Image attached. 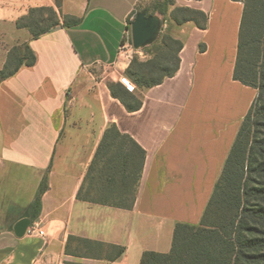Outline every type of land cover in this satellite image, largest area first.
<instances>
[{"label": "crops", "instance_id": "obj_1", "mask_svg": "<svg viewBox=\"0 0 264 264\" xmlns=\"http://www.w3.org/2000/svg\"><path fill=\"white\" fill-rule=\"evenodd\" d=\"M156 1L0 0V68L14 46L28 43L36 55L33 65L0 78V264H142L146 251L171 250L178 222L200 223L257 95L234 78L244 3L175 0L205 11V28L156 12L162 33L183 42L180 68L136 89L142 106L129 111L109 84L122 82L140 50L132 42L136 14ZM39 7H52L61 23L35 37L17 22ZM67 16L78 23L64 25ZM114 123L147 154L130 208L79 196ZM44 178L49 187L30 227L45 235L28 228L17 236Z\"/></svg>", "mask_w": 264, "mask_h": 264}, {"label": "trees", "instance_id": "obj_2", "mask_svg": "<svg viewBox=\"0 0 264 264\" xmlns=\"http://www.w3.org/2000/svg\"><path fill=\"white\" fill-rule=\"evenodd\" d=\"M244 11L239 32L238 54L234 78L257 90V95L245 115L237 137L225 162L212 196L200 223L178 222L175 226L172 248L168 253L146 251L142 264H264V0H239ZM174 8L171 10V7ZM49 10L52 20L42 29H34V13ZM169 21L182 24L194 21L205 28L209 16L205 11L177 6L175 0H157L152 10ZM139 12V11H138ZM77 18H64V25L78 23ZM60 19L52 7L30 10L18 20L19 27H27L38 37ZM22 46L25 53L18 54ZM183 42L169 30L164 31L153 44L142 48L148 55L142 59L135 54L126 69V77L144 89L163 83L176 75L180 68ZM202 49V45H201ZM36 55L28 43L14 46L7 62L0 68V78L15 74L23 65H33ZM109 88L129 111L141 108L142 100L120 81L110 82ZM146 150L129 134L122 133L114 123L107 127L96 154L89 166L79 196L93 202L120 207H132L135 201ZM44 178L29 208V217L35 220L42 209V195L48 189ZM88 240H85V242ZM81 242L97 249L100 242ZM117 255L123 248L108 245ZM107 248V247H106Z\"/></svg>", "mask_w": 264, "mask_h": 264}, {"label": "water", "instance_id": "obj_3", "mask_svg": "<svg viewBox=\"0 0 264 264\" xmlns=\"http://www.w3.org/2000/svg\"><path fill=\"white\" fill-rule=\"evenodd\" d=\"M164 19L158 14L148 13L141 10L136 14L131 24L132 42L135 49H142L156 42L162 34ZM32 219L24 217L20 219L15 227L17 236H24L31 226Z\"/></svg>", "mask_w": 264, "mask_h": 264}, {"label": "rangeland", "instance_id": "obj_4", "mask_svg": "<svg viewBox=\"0 0 264 264\" xmlns=\"http://www.w3.org/2000/svg\"><path fill=\"white\" fill-rule=\"evenodd\" d=\"M151 8H153V6ZM43 18L46 20L45 22L39 23V24H36L37 23L36 22V23L33 24L34 20L38 21V20H41ZM51 18H52V13L49 10H46V11H43V12L40 11V12L34 13V17H33L32 21H31V19H29V20H25V22L32 23L34 29H42L44 26H46L48 24L47 23L48 21L52 20ZM20 48L21 49L19 51H17L18 54L25 53L24 48L22 46H20ZM137 55H139L142 59H146L148 57V55L142 49L139 50ZM137 90H139V88Z\"/></svg>", "mask_w": 264, "mask_h": 264}, {"label": "built area", "instance_id": "obj_5", "mask_svg": "<svg viewBox=\"0 0 264 264\" xmlns=\"http://www.w3.org/2000/svg\"><path fill=\"white\" fill-rule=\"evenodd\" d=\"M122 83L125 84V86L130 91H135L137 89L136 85L126 76L122 78ZM29 230L31 231V233L36 234V235H40V236L45 235V231L37 224L34 225L33 227H29Z\"/></svg>", "mask_w": 264, "mask_h": 264}]
</instances>
